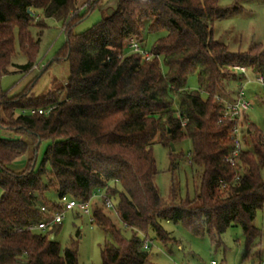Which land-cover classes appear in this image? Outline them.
Wrapping results in <instances>:
<instances>
[{
	"label": "trees",
	"instance_id": "obj_1",
	"mask_svg": "<svg viewBox=\"0 0 264 264\" xmlns=\"http://www.w3.org/2000/svg\"><path fill=\"white\" fill-rule=\"evenodd\" d=\"M98 1L81 14L77 0H0V79L12 66L23 73L34 68L48 18L64 23L67 41L58 56L71 68L62 99L60 88L31 95L33 81L14 95L0 84V131L16 136L0 134V264H79L76 243L62 248L49 232L27 228L44 219L40 207L51 203L50 189L80 201L105 191L104 206L107 199L116 201L132 235L126 238L104 209L95 207L91 223L109 237L101 246L102 264H145L149 230L163 242H176L165 221L209 233L218 246L230 226L240 225L248 257L261 236L253 221L264 207V135L246 112L232 165L227 159L236 149L235 120L223 118V112L236 94L233 84L244 80L234 65L264 76V45L233 52L216 38L214 21L239 11L219 0H118L100 21L73 32ZM145 32H163L149 59L129 47L136 38L146 48ZM17 43L27 58L23 64L13 60ZM193 74L198 89L188 87ZM31 108L44 112H23ZM155 138L169 146L191 140L192 198L180 197L175 183L169 200L159 192ZM47 140L36 168L38 149ZM26 154L24 168L10 166ZM177 167L174 159L172 168Z\"/></svg>",
	"mask_w": 264,
	"mask_h": 264
},
{
	"label": "rangeland",
	"instance_id": "obj_2",
	"mask_svg": "<svg viewBox=\"0 0 264 264\" xmlns=\"http://www.w3.org/2000/svg\"><path fill=\"white\" fill-rule=\"evenodd\" d=\"M90 0H77V9ZM118 0H99L93 10L82 20L73 26V32H82L101 20L108 10L117 5ZM220 4L225 6H238L239 11L226 17L214 21V36L224 42L230 51H245L254 43L264 45V0H219ZM76 9V10H77ZM75 10V11H76ZM81 14L87 11V8L81 10ZM48 27L44 29L40 52L34 68L28 73L20 72L12 66V72L0 79L1 87L9 95L18 94L22 89L31 84V95H40L49 89H58L59 98L65 96L64 86L70 76V63L65 58H60V53L67 41V35L64 31V23L54 18L46 20ZM32 34L36 36L38 28L31 27ZM163 32L148 33L145 32L146 49L151 50L156 38ZM16 55L13 60L17 64H23L27 61L24 53L16 44ZM126 53L130 50L126 48ZM124 52V53H125ZM46 68V69H45ZM165 69V67H163ZM251 79L254 75L249 73ZM240 83L233 84L235 92ZM188 87L198 89L197 76L195 74L188 78ZM261 87L250 82L245 85L247 99L251 102L247 110L246 119L251 121L256 127L261 129L264 135V105L259 100ZM235 95V93H233ZM233 97V96H232ZM247 126H244L246 131ZM0 134L6 138L16 137L13 132L0 131ZM49 144V141H43L38 149L36 168L40 166L43 153ZM172 146L165 145L155 138L153 142V153L156 159L157 174L155 184L161 195L169 200L172 196V185L177 184L180 197L189 196L192 198L195 194V171L192 169V163L189 160V152L192 149L190 139ZM173 153L174 157L172 156ZM27 154L23 155L10 166L16 170H21L26 165ZM178 163L176 169L172 168L173 161ZM264 173V165L262 167ZM104 192V193H103ZM95 195L91 200V206L101 207L111 217V219L122 229L126 238H130L132 232L125 229L118 214L103 204V197H106L105 191ZM104 195V196H103ZM51 205H59V195L52 189L46 192ZM116 203V201L113 199ZM253 224L261 230L259 244L253 248L248 257L246 253L245 235L240 225L230 226L222 235L223 245L218 246L209 233L195 234L183 222L165 221L166 230L171 232L175 241L163 242L153 230L148 232V241H150L149 258L145 264H211L215 260L218 264H264V207L258 210ZM54 229V230H53ZM45 232H49V237L58 241L62 248L70 247L76 243L78 247L79 264H102L101 246L108 235L95 224L91 223L90 216L79 213L76 209L65 213L63 222L60 225H51ZM144 237V234H140ZM115 243V242H113Z\"/></svg>",
	"mask_w": 264,
	"mask_h": 264
},
{
	"label": "built area",
	"instance_id": "obj_3",
	"mask_svg": "<svg viewBox=\"0 0 264 264\" xmlns=\"http://www.w3.org/2000/svg\"><path fill=\"white\" fill-rule=\"evenodd\" d=\"M93 0H90L86 3H84L81 8L78 10H81L87 6H89L90 2ZM129 47L131 51L134 52H140L142 58L149 59L151 57V53L149 50H147L144 46L143 42H140L136 38H130L129 40ZM233 71L237 74H241L244 76V80L242 83L238 85L237 91L235 96L229 101L225 102V110L223 112V118H228L231 120H235V127L233 130V136L235 139L236 149L233 152V156H230L227 160L232 164H237V158L236 156L239 154L241 143H240V133H241V126H242V119L244 118V114L249 109L251 102L247 99L246 93H245V85H247L250 82L257 83L261 88L264 89V76L261 74L254 75V78L251 79L249 77V68L247 66H240V65H234L232 67ZM2 92L0 89V96ZM38 111L39 113L44 112L42 108L36 109H25L23 110L24 113H35ZM103 191H99L95 195H99V193H102ZM104 193V192H103ZM105 195V194H104ZM103 195V196H104ZM91 200L88 201H80L75 197H72L70 195L64 194L59 196V205H51L49 204H43L40 207L41 212L44 214V219H42L39 223L35 225H30L27 228L30 230H41L45 231L47 230L51 225L61 224L64 220L65 213L70 210H77L79 213H84L90 216L91 222L93 221V205L91 206ZM105 206L109 209H113L116 213H118L117 208L114 205V202L110 199H107ZM150 241H146L143 244V247L145 249L150 248ZM211 264H217L215 260L211 261Z\"/></svg>",
	"mask_w": 264,
	"mask_h": 264
},
{
	"label": "water",
	"instance_id": "obj_4",
	"mask_svg": "<svg viewBox=\"0 0 264 264\" xmlns=\"http://www.w3.org/2000/svg\"><path fill=\"white\" fill-rule=\"evenodd\" d=\"M111 11H112V9L109 10V12H111ZM172 147H173V149L175 148V147H174V144H172Z\"/></svg>",
	"mask_w": 264,
	"mask_h": 264
},
{
	"label": "crops",
	"instance_id": "obj_5",
	"mask_svg": "<svg viewBox=\"0 0 264 264\" xmlns=\"http://www.w3.org/2000/svg\"><path fill=\"white\" fill-rule=\"evenodd\" d=\"M14 138V137H13Z\"/></svg>",
	"mask_w": 264,
	"mask_h": 264
}]
</instances>
